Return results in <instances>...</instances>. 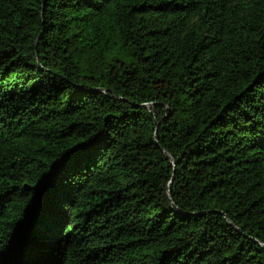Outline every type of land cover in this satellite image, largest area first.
Wrapping results in <instances>:
<instances>
[{"label":"trees","instance_id":"obj_1","mask_svg":"<svg viewBox=\"0 0 264 264\" xmlns=\"http://www.w3.org/2000/svg\"><path fill=\"white\" fill-rule=\"evenodd\" d=\"M264 264V0H0V264Z\"/></svg>","mask_w":264,"mask_h":264},{"label":"snow or ice","instance_id":"obj_2","mask_svg":"<svg viewBox=\"0 0 264 264\" xmlns=\"http://www.w3.org/2000/svg\"><path fill=\"white\" fill-rule=\"evenodd\" d=\"M160 264H169L167 255L161 258Z\"/></svg>","mask_w":264,"mask_h":264}]
</instances>
